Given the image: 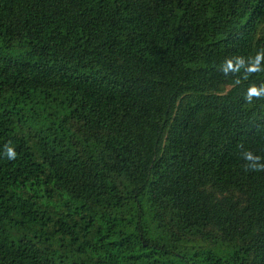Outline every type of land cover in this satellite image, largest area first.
Segmentation results:
<instances>
[{"label":"trees","instance_id":"16d2710c","mask_svg":"<svg viewBox=\"0 0 264 264\" xmlns=\"http://www.w3.org/2000/svg\"><path fill=\"white\" fill-rule=\"evenodd\" d=\"M260 49L264 0H0V264H264Z\"/></svg>","mask_w":264,"mask_h":264},{"label":"clouds","instance_id":"9594fccd","mask_svg":"<svg viewBox=\"0 0 264 264\" xmlns=\"http://www.w3.org/2000/svg\"><path fill=\"white\" fill-rule=\"evenodd\" d=\"M220 70L225 76L244 74L246 79L249 75L264 71V49L257 51L254 57L245 58L243 56L226 57L220 65ZM240 78L235 79V84H240ZM264 98V84L250 85L245 93L244 99L251 103L252 100ZM240 153L242 159L245 161V167L249 171H264V157L255 154L250 149H243ZM5 155L9 160L16 158L14 148L5 145Z\"/></svg>","mask_w":264,"mask_h":264},{"label":"rangeland","instance_id":"374dc122","mask_svg":"<svg viewBox=\"0 0 264 264\" xmlns=\"http://www.w3.org/2000/svg\"><path fill=\"white\" fill-rule=\"evenodd\" d=\"M20 51L19 50H17V51H6L5 52V54H13V55H15V54H17V53H19Z\"/></svg>","mask_w":264,"mask_h":264}]
</instances>
